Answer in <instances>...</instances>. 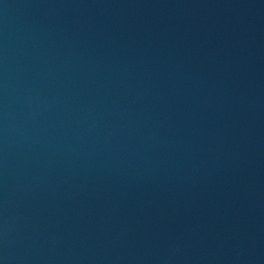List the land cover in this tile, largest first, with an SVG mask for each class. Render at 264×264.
Instances as JSON below:
<instances>
[{"label": "water", "instance_id": "obj_1", "mask_svg": "<svg viewBox=\"0 0 264 264\" xmlns=\"http://www.w3.org/2000/svg\"><path fill=\"white\" fill-rule=\"evenodd\" d=\"M0 264H264V0H0Z\"/></svg>", "mask_w": 264, "mask_h": 264}]
</instances>
